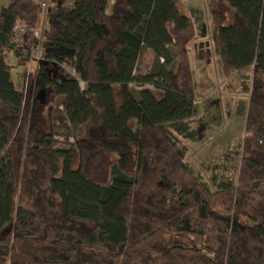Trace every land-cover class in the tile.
<instances>
[{
  "label": "trees",
  "instance_id": "1",
  "mask_svg": "<svg viewBox=\"0 0 264 264\" xmlns=\"http://www.w3.org/2000/svg\"><path fill=\"white\" fill-rule=\"evenodd\" d=\"M72 1L50 5L45 62L24 94L6 58L19 55L18 21L22 44H34L41 10L0 0V264H264V0H224L230 24L208 0L223 78L250 70L236 183L217 189L181 141L197 139L198 99L194 23L178 0ZM144 48L154 60L137 76ZM66 60L83 88L50 74ZM58 96L66 127L84 130L69 144L54 139ZM171 234L180 238L168 244Z\"/></svg>",
  "mask_w": 264,
  "mask_h": 264
},
{
  "label": "rangeland",
  "instance_id": "2",
  "mask_svg": "<svg viewBox=\"0 0 264 264\" xmlns=\"http://www.w3.org/2000/svg\"><path fill=\"white\" fill-rule=\"evenodd\" d=\"M214 5L226 12L225 24H230L233 9L229 3L217 0ZM178 8L181 13L191 18L195 28V37L188 45V54L192 69L193 90L198 99V113L191 122V126L197 132V139L193 142L181 139L187 148L186 160L211 189L227 184L234 185L238 173L242 140L245 136L244 123L250 88V70L236 73L227 79L223 78L213 48V29L208 0H178ZM42 15L43 13L39 16L37 30L42 27L45 29L47 26V18L43 22ZM167 27L171 30L172 24L169 23ZM35 41L39 42V38L36 37ZM39 52L43 55L42 48ZM37 54L39 56L38 52ZM6 60L12 66L11 75L15 85L24 90L23 81L28 75V84L24 94H27L29 89L33 92L30 75H36L38 66L41 62H45L43 61L45 59L33 58L27 60L26 64L22 62L20 64L19 58L8 54ZM153 60L154 53L149 48H144L136 62L134 73L137 76L148 73ZM65 66L72 69L68 60L65 61ZM47 67L50 74L69 76L66 70L61 68L60 63L48 64ZM84 86V82H81V87ZM113 93L119 105L122 102L119 88L113 86ZM43 96L42 92L37 94L40 100ZM62 98V96L56 97L51 104L55 116L53 122L57 130L54 139L56 144H69L76 138L82 137L84 130L81 126L66 127L68 122L61 118ZM166 238L169 244L178 240L180 236L171 234ZM156 260L160 261L161 256H157Z\"/></svg>",
  "mask_w": 264,
  "mask_h": 264
},
{
  "label": "built area",
  "instance_id": "3",
  "mask_svg": "<svg viewBox=\"0 0 264 264\" xmlns=\"http://www.w3.org/2000/svg\"><path fill=\"white\" fill-rule=\"evenodd\" d=\"M55 1L61 2L63 6H66V7H70L73 3L72 0H38L39 8L41 10V13H43L42 18H41L43 22H45V19L47 18V12L49 10L50 5L54 3ZM24 29H25V25L20 21H18L14 27V41L17 42V47L19 48V53H18L19 55H17L16 57L20 59V62L25 63V64L27 60H31L33 58L42 60L44 57L43 55L40 54L39 50L42 48L44 28L42 27L40 30H36L34 32V36H33L34 44L29 49L25 48V46L21 42V36L24 32ZM36 37L39 38V42L35 41ZM37 52L39 53V56ZM22 59H24V61H21ZM60 66L61 68H64L66 70V72L69 74V77L76 78L80 84L81 82H83L79 79L78 75L76 74L73 68L70 70L69 68L65 66V62L60 63ZM27 78H28V75L25 76L24 81H23L24 90L26 89L27 84H28ZM147 86H150V85H147Z\"/></svg>",
  "mask_w": 264,
  "mask_h": 264
},
{
  "label": "crops",
  "instance_id": "4",
  "mask_svg": "<svg viewBox=\"0 0 264 264\" xmlns=\"http://www.w3.org/2000/svg\"><path fill=\"white\" fill-rule=\"evenodd\" d=\"M21 64V62H19Z\"/></svg>",
  "mask_w": 264,
  "mask_h": 264
}]
</instances>
